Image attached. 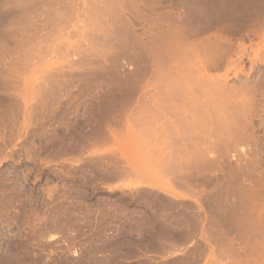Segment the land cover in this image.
I'll list each match as a JSON object with an SVG mask.
<instances>
[{"label": "rangeland", "instance_id": "374dc122", "mask_svg": "<svg viewBox=\"0 0 264 264\" xmlns=\"http://www.w3.org/2000/svg\"><path fill=\"white\" fill-rule=\"evenodd\" d=\"M0 264H264V0H0Z\"/></svg>", "mask_w": 264, "mask_h": 264}, {"label": "bare ground", "instance_id": "6f19581e", "mask_svg": "<svg viewBox=\"0 0 264 264\" xmlns=\"http://www.w3.org/2000/svg\"><path fill=\"white\" fill-rule=\"evenodd\" d=\"M174 41V40H173ZM165 43V42H164ZM190 44V43H189ZM173 45V44H172ZM176 47V46H175ZM193 47H195V46H193ZM170 48H172V46L170 47ZM167 49V48H166ZM193 49V48H192ZM188 50V49H187ZM190 50V49H189ZM193 52V51H192ZM175 53V52H174ZM181 53V52H180ZM184 54H186V53H184ZM171 56V55H170ZM193 56V55H192ZM184 57H187V56H185L184 55ZM199 56L197 55V58H198ZM183 58V57H182ZM201 58H202V55H201ZM205 57H203V59H204ZM242 58V57H241ZM172 59H174V57H172ZM178 59H180V58H178ZM181 60V59H180ZM183 60H185V59H183ZM183 60H181V61H183ZM209 60V59H208ZM191 61V60H190ZM198 61V60H197ZM180 62V61H179ZM194 62V61H193ZM203 62V61H202ZM254 63V62H253ZM178 64V63H177ZM213 64V63H212ZM203 65V64H202ZM211 65V64H210ZM252 65V64H251ZM173 66H175L174 64H173ZM217 66V65H216ZM204 67H206V66H204ZM178 68V67H177ZM173 69V68H172ZM192 69V68H191ZM198 69V68H197ZM174 70V69H173ZM190 70V69H189ZM195 70V69H194ZM201 72H203V71H201ZM201 72H199V75L201 74ZM172 73V72H171ZM187 76H188V73H187ZM193 76V75H192ZM202 76V75H201ZM211 76V75H210ZM218 77V76H217ZM198 78V77H197ZM171 79V78H170ZM198 79H200V77L198 78ZM197 79V80H198ZM203 79H205V77L203 78ZM179 80V79H178ZM194 80H196V78L194 79ZM193 80V81H194ZM180 81V80H179ZM165 82H167V81H165ZM178 82V81H177ZM191 82H192V80H191ZM196 82H198V81H196ZM203 82H205V81H203ZM208 82V81H207ZM170 83V82H169ZM175 83V82H174ZM180 83V82H179ZM194 83V82H193ZM209 83V82H208ZM212 83V82H211ZM167 84V83H166ZM177 84V83H176ZM192 84V83H191ZM200 84V83H199ZM199 84H197L196 83V85H199ZM206 84V83H205ZM185 85V84H184ZM196 85H194V87L196 86ZM201 85H204V83H201ZM211 85V84H210ZM172 86V85H171ZM200 86V85H199ZM202 88V87H201ZM205 88V87H204ZM212 88H213V86H212ZM187 89V88H186ZM205 89H208V87L207 88H205ZM214 89V88H213ZM164 90V89H163ZM176 90V89H175ZM202 91H203V88L201 89ZM200 90V91H201ZM211 90V89H210ZM209 90V91H210ZM230 90V89H229ZM214 91V90H213ZM237 91V90H236ZM195 92V91H194ZM208 92V91H207ZM175 93V92H174ZM179 93H181V92H179ZM192 93V92H191ZM190 93V94H191ZM203 93H204V91H203ZM213 93V92H212ZM221 93V92H220ZM202 94V93H201ZM206 95H207V93H205ZM200 95V94H199ZM202 95H204V94H202ZM208 95H210V94H208ZM179 96H181V95H179ZM188 96V95H187ZM213 96V95H212ZM233 96V95H232ZM238 96V95H237ZM190 97V96H189ZM193 96H191V98H192ZM206 97V96H205ZM208 97V96H207ZM206 97V98H207ZM209 97H211V96H209ZM233 98V97H232ZM188 100V99H187ZM204 100H206V99H204ZM203 100V101H204ZM179 101V100H178ZM181 101V100H180ZM190 101V100H189ZM211 101V100H210ZM183 102V101H182ZM191 102H192V100H191ZM207 103H208V101H206ZM216 102H217V99H216ZM196 103H198V102H195V104ZM193 104V103H192ZM211 104V103H210ZM198 105V104H197Z\"/></svg>", "mask_w": 264, "mask_h": 264}]
</instances>
